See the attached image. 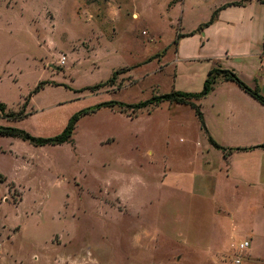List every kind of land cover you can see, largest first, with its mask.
I'll return each instance as SVG.
<instances>
[{"label":"rangeland","instance_id":"1","mask_svg":"<svg viewBox=\"0 0 264 264\" xmlns=\"http://www.w3.org/2000/svg\"><path fill=\"white\" fill-rule=\"evenodd\" d=\"M179 1L0 0V125L50 138L102 103L201 92L205 67L179 75L175 41L225 0ZM29 98L30 115L9 120ZM198 124L163 102L103 107L62 145L0 136V264H233L244 241L243 264H264V198L224 193L229 168L198 144ZM202 153L206 197L192 190Z\"/></svg>","mask_w":264,"mask_h":264},{"label":"crops","instance_id":"2","mask_svg":"<svg viewBox=\"0 0 264 264\" xmlns=\"http://www.w3.org/2000/svg\"><path fill=\"white\" fill-rule=\"evenodd\" d=\"M237 1L240 0H225L215 5L212 15L220 9L217 18L202 30L200 26L211 18L194 29L177 34V38L180 37L175 45V64L179 75L187 73L179 66L203 65L204 83L213 69L232 70L264 97V3L248 0L242 5H229ZM196 103L202 108L207 129L202 128L196 115L198 144H204L202 148L207 154L214 150L221 152L229 168L226 176L229 185L224 193H245L246 188H250L256 197L264 198V105L236 83L222 77L217 79L211 92ZM210 137L220 146L234 150L225 157L222 150L211 144ZM201 160L207 168L203 167L205 174L196 178L192 190L206 197L213 190L209 174L211 165L204 153Z\"/></svg>","mask_w":264,"mask_h":264},{"label":"trees","instance_id":"3","mask_svg":"<svg viewBox=\"0 0 264 264\" xmlns=\"http://www.w3.org/2000/svg\"><path fill=\"white\" fill-rule=\"evenodd\" d=\"M181 1V0H180ZM248 0H240L234 3H231L229 5H242ZM264 3V0H260ZM220 9H217L211 18V20L203 25L200 26L199 30H202L204 27L209 26L212 24L215 19L217 18L219 14ZM179 37L176 39L175 44L178 43ZM119 74L118 71L114 72L112 78H110L107 82L98 84L95 87L87 88V90H95L98 88H101L108 83H114L116 76ZM223 78L228 81H232L236 83L239 87H241L244 91L249 93L252 97L257 99L259 102H261L264 105V97L260 94L259 91L253 90L250 87H248L239 77L238 75L232 71V70H227V69H213L212 71L209 72L208 77L204 83V88L201 92L199 93H190V92H182V91H172L171 93L160 95V96H154L153 98L140 102L138 104L134 105H126L124 103L120 102H108V103H102L93 107H90L88 109H84L75 115L71 117V119L68 122L67 127L60 133L59 135L55 137H50V138H39L31 135L27 131L17 128V127H12V126H2L0 125V136L3 137H11V138H17L21 139L25 142H29L30 144L37 146V147H42V146H47V145H62L66 143H71L73 141V137L77 128V124L81 120V118L85 115H89L91 113H96L103 107H115L119 106L120 108L124 109L125 107H129L135 110H140L147 108L152 105H159L163 102H169L171 104H179V105H187L191 107L197 117L199 118L202 128L204 130L206 129L205 121H204V114L202 112V108L199 104L196 103V101H199L206 97L211 90L213 89V86L215 82L217 81L218 78ZM47 85V82H40L38 86L35 88V90L30 94V97L36 93H39L41 89H43ZM30 98L25 100V103L22 107V109L19 112L11 111L10 114L6 115L9 120L12 121H21L27 118L30 114L27 112V106L29 105ZM8 107L5 103L0 102V111L3 113H7ZM211 144L217 148L222 150L225 153V157H228L230 153L234 149H227L222 146H220L218 143H216L213 138H209ZM238 150V149H237ZM0 182H5V178L0 174Z\"/></svg>","mask_w":264,"mask_h":264},{"label":"built area","instance_id":"4","mask_svg":"<svg viewBox=\"0 0 264 264\" xmlns=\"http://www.w3.org/2000/svg\"><path fill=\"white\" fill-rule=\"evenodd\" d=\"M64 60L65 59L63 58L62 61H64ZM249 247H250L249 241H244L239 245L238 254L234 258L233 264H243V260H244L243 255L245 254V252L248 250Z\"/></svg>","mask_w":264,"mask_h":264}]
</instances>
